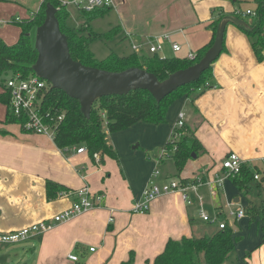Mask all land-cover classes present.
Returning <instances> with one entry per match:
<instances>
[{"label": "crops", "instance_id": "obj_1", "mask_svg": "<svg viewBox=\"0 0 264 264\" xmlns=\"http://www.w3.org/2000/svg\"><path fill=\"white\" fill-rule=\"evenodd\" d=\"M241 1L114 0L122 19L116 27L121 42L131 46L128 54L132 45L167 34L171 41L163 46L173 55L161 56L160 51L157 56L187 58L211 42L210 26L219 14L249 11L237 9ZM28 11L20 2L0 0V18L6 20L0 22V40L7 46L16 44L21 34L13 21L29 19L34 11ZM241 17L253 20V15ZM171 42L180 46L179 52L172 50ZM141 54L151 55L147 49ZM209 82L204 91L175 99L164 123L138 122L107 134L117 158L103 156L101 162L92 161L87 151L76 153L78 147L60 149L47 136L6 123L7 107L0 102V233L51 222L71 207L76 200L73 192L87 187L90 195L102 197L98 207L22 242L30 245L34 264H121L131 253L134 264H152L169 240L211 237L218 228L207 236L194 194L190 205L177 191L161 196L142 214L133 212L135 204L150 183L199 178L198 194L206 214L217 223H228L237 238L226 264H264V222L246 213L228 220L227 214L264 204V59H257L248 37L231 23L224 32V50L211 65ZM179 114L205 150L180 172L165 152ZM229 153L260 174L261 181L251 182L247 192L238 190L231 178L215 184L223 174L221 161ZM47 181L63 187L61 196L48 199ZM69 255H76L78 261H70Z\"/></svg>", "mask_w": 264, "mask_h": 264}, {"label": "trees", "instance_id": "obj_2", "mask_svg": "<svg viewBox=\"0 0 264 264\" xmlns=\"http://www.w3.org/2000/svg\"><path fill=\"white\" fill-rule=\"evenodd\" d=\"M256 11L252 22L243 20L240 13L231 14L241 19L245 25L239 28L248 37L259 61L264 59V0H253ZM52 4L57 11L60 30L67 37L69 53L73 60L81 64L100 70L120 72L129 68H139L153 74L159 81L165 80L170 74L186 69L197 63L212 45L218 23L226 16L219 14L213 21L210 28L213 32L211 42L196 51L192 60L188 58H160L156 54L145 55L131 52L126 55L111 53L104 60H98L90 51L89 46L95 40H111L118 34V27L111 29L104 34H96L91 31L88 25L90 21L107 15L111 7L95 8L92 11L80 9L86 25L79 28H70L67 25L69 13L66 4L61 5V0H44L37 11L26 20H14L13 23L21 29L20 38L16 44L7 46L0 40V102L7 107L6 123L20 124L9 111L8 96L4 92V75L19 73L23 78L33 75L32 65L37 58L34 49L35 29L44 20L46 4ZM224 50V40H223ZM211 79V67L202 74L200 79L194 83L179 88L161 102L157 103L152 96L144 90H135L127 95L107 96L97 100L92 106L91 114L86 119L80 112L79 102L68 97L61 90L49 85L44 93L41 111L47 114L49 119L54 121L55 126L54 143L60 148H72L84 146L92 161L97 154L100 159L107 156L117 158L115 151L107 144V134L122 131L130 128L138 122L150 124H162L165 122L166 114L171 103L182 95H191L204 91L209 87ZM63 115L60 121H55L58 116ZM23 129V128H22ZM23 131H25L23 129ZM26 132V131H25ZM177 138L174 142L166 144V151L172 150L171 157L174 160L176 170L180 172L185 163L192 158V154L198 156L205 152L200 141L194 133L185 125L175 130ZM172 140V141H173ZM254 173L247 166H243L241 173L231 178L238 190L247 192L249 184L253 182ZM201 180V179H200ZM259 181V180H255ZM261 181V180H260ZM196 179L189 181L181 180L182 184L194 183ZM63 189L59 184L47 181L46 192L48 199H54L58 192ZM244 213L258 216L264 222V204L262 206L248 205ZM237 238L234 231L226 223L224 229H218L211 237H183L180 240H169L164 251L159 254L152 264H226L230 253L234 250ZM121 264H134V255L130 254L127 261Z\"/></svg>", "mask_w": 264, "mask_h": 264}, {"label": "built area", "instance_id": "obj_3", "mask_svg": "<svg viewBox=\"0 0 264 264\" xmlns=\"http://www.w3.org/2000/svg\"><path fill=\"white\" fill-rule=\"evenodd\" d=\"M83 6L82 8L86 11H92L95 8L101 7H113L114 0H80L79 2ZM66 4V2L64 3ZM241 15H254V12L246 11L245 13L238 12ZM170 36L165 34L157 37L154 42H142L140 44L132 45V51L141 54L143 50L147 49L148 54H156L162 50L163 45L166 42H170ZM171 48L174 52L180 51V46L176 43L171 42ZM195 54L191 53L188 55V59L192 60ZM49 83L37 75H29L25 78L19 73L11 74L4 81V92L8 96L9 111L17 119L21 120L19 124L26 132L34 133L38 135L47 136L54 140L55 137V126L52 125L54 119H49L47 114L41 111L42 100L45 91L49 87ZM63 115L57 117L55 121H60ZM184 115L179 114L176 122V129H180L184 125ZM177 134L174 133L173 139L177 138ZM173 142V141H172ZM85 147L76 149V153L80 154L86 152ZM167 152V151H165ZM95 160H99L97 154L94 155ZM244 161L235 153L227 154L221 161V169L223 171L222 177L216 179V183L221 185L224 179L234 178L241 173V169L244 166ZM255 180H260V174H254ZM201 185V180L196 178V182L182 184L180 181H170L162 185L150 183L143 191L142 200L135 204L133 212L135 213H146L150 209V205L153 201L161 196L173 192H179L183 201L190 205L193 203L191 194L196 196L199 202L200 210L199 214L202 221L209 224H217L218 229H224L226 222L217 223L216 218H210L202 206V197L198 194V188ZM76 200L72 203L71 207L64 210L60 214L54 216L51 222H40L29 227L23 228L19 231L11 233H0V246L1 245H15L26 241L32 236L42 235L52 230L56 224L66 222L76 216L85 214L101 203L102 197L99 195H90L87 187H84L78 191L73 192ZM58 196H61L58 195ZM228 216L231 218L240 219L244 216V210L238 209L237 211L230 210ZM94 248H90L93 251ZM68 259L72 262H77L78 257L76 255H69Z\"/></svg>", "mask_w": 264, "mask_h": 264}, {"label": "water", "instance_id": "obj_4", "mask_svg": "<svg viewBox=\"0 0 264 264\" xmlns=\"http://www.w3.org/2000/svg\"><path fill=\"white\" fill-rule=\"evenodd\" d=\"M57 11L52 4L47 3L44 20L35 29L34 49L37 58L32 65V71L47 81L52 88L61 90L68 97L77 100L80 112L86 119L90 117L92 106L100 98L144 90L159 103L179 88L198 81L221 54L226 26L229 23L237 27L245 25L235 16L224 17L217 25L212 45L197 63L159 81L153 74L139 68L110 72L73 60L69 53L67 37L60 30ZM195 157V154H192V158Z\"/></svg>", "mask_w": 264, "mask_h": 264}, {"label": "rangeland", "instance_id": "obj_5", "mask_svg": "<svg viewBox=\"0 0 264 264\" xmlns=\"http://www.w3.org/2000/svg\"><path fill=\"white\" fill-rule=\"evenodd\" d=\"M13 1L22 3L27 9V11L29 10L35 12L37 11L40 4L44 0H13ZM65 2H66V10L69 13V17L67 20L68 27L79 28L81 27L82 24H85V20L80 11V9L85 5L80 4L79 3L80 0H61V5L64 6ZM251 2H252L251 0H242L241 2H239L240 6L239 7L236 6V7L238 10H241L243 12H245L247 9H249V11H253ZM114 6L111 8V10L107 15L96 18L89 22L88 25L90 26L91 31H93L96 34H104L110 31L111 29H113L114 27L122 24L119 8L116 7V4H114ZM18 19L20 18L18 17ZM2 21H6V20L0 18V22ZM121 40L122 39L119 34L113 37L111 40H95L91 42L89 49L98 60H104L111 53H115L118 55L128 54L131 51V46L128 41L122 43ZM171 53L172 52H169L167 48L166 47L164 48L163 46V49L161 50L160 54L161 56L169 57V55H173ZM10 75L11 74L8 73L7 75H4L3 78L6 79ZM167 151L168 154H172V150H167ZM209 215L212 216L213 214L211 215L210 213ZM230 219L232 218L228 217V220ZM201 225L204 227V229H206L207 236H211V234L216 230V228H218L216 225H209L208 223H201ZM29 246L30 245L26 244V242L15 245H1L0 264H34L35 256L29 251L28 249Z\"/></svg>", "mask_w": 264, "mask_h": 264}]
</instances>
